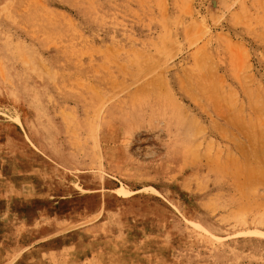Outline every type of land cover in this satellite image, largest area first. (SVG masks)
<instances>
[{
	"label": "rangeland",
	"instance_id": "rangeland-1",
	"mask_svg": "<svg viewBox=\"0 0 264 264\" xmlns=\"http://www.w3.org/2000/svg\"><path fill=\"white\" fill-rule=\"evenodd\" d=\"M0 264H264V0H0Z\"/></svg>",
	"mask_w": 264,
	"mask_h": 264
},
{
	"label": "bare ground",
	"instance_id": "bare-ground-1",
	"mask_svg": "<svg viewBox=\"0 0 264 264\" xmlns=\"http://www.w3.org/2000/svg\"><path fill=\"white\" fill-rule=\"evenodd\" d=\"M184 77V76H183ZM151 92V91H150ZM218 102V101H217ZM200 166V165H199ZM198 167V166H197ZM225 173V172H224ZM227 176V175H226ZM234 176V175H233ZM237 177V176H236ZM230 178V177H229Z\"/></svg>",
	"mask_w": 264,
	"mask_h": 264
}]
</instances>
